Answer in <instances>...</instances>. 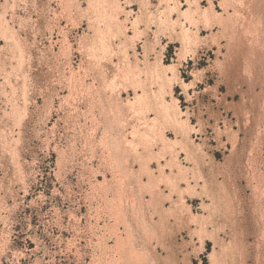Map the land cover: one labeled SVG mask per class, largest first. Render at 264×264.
Returning <instances> with one entry per match:
<instances>
[{"label":"rangeland","instance_id":"374dc122","mask_svg":"<svg viewBox=\"0 0 264 264\" xmlns=\"http://www.w3.org/2000/svg\"><path fill=\"white\" fill-rule=\"evenodd\" d=\"M0 264H264V0H0Z\"/></svg>","mask_w":264,"mask_h":264}]
</instances>
